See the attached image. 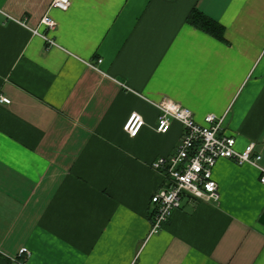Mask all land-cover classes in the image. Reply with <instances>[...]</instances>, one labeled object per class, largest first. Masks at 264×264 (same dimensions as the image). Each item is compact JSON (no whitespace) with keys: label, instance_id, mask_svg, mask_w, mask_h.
I'll list each match as a JSON object with an SVG mask.
<instances>
[{"label":"crops","instance_id":"crops-1","mask_svg":"<svg viewBox=\"0 0 264 264\" xmlns=\"http://www.w3.org/2000/svg\"><path fill=\"white\" fill-rule=\"evenodd\" d=\"M53 1L0 0V264L23 248L25 264H264L253 165L220 159L219 201L185 196L151 235V199L166 186L151 164L184 130L158 133L157 103L201 125L218 116L264 169V0ZM194 10L224 40L190 25ZM132 113L145 121L136 137L124 129Z\"/></svg>","mask_w":264,"mask_h":264},{"label":"built area","instance_id":"built-area-1","mask_svg":"<svg viewBox=\"0 0 264 264\" xmlns=\"http://www.w3.org/2000/svg\"><path fill=\"white\" fill-rule=\"evenodd\" d=\"M70 6L71 0H54L52 3V8L61 11H67ZM41 24L48 29L56 26L49 16H45ZM34 33L40 34L38 30H34ZM44 39L49 44H55L47 36ZM101 62L100 59L99 63ZM1 101L6 104L10 102L4 97ZM156 107L161 113L156 128L158 133H167L173 121L179 122L184 130L175 153L158 157L151 164L153 170L166 177V186L151 199L154 207L151 235L159 233L173 212L181 208L183 197L189 196L206 202L219 201V185L213 178V169L220 159L232 160L240 166L248 164L258 167L259 181L264 185V169L258 165L261 156L255 154V143H250L242 152L236 151L235 138L221 133L223 120L218 116L207 115L206 125H201L190 109L174 101L165 99L157 103ZM144 126L143 117L132 113L124 129L131 137H136ZM20 256L24 259L17 261V264H25L30 252L23 248Z\"/></svg>","mask_w":264,"mask_h":264},{"label":"trees","instance_id":"trees-1","mask_svg":"<svg viewBox=\"0 0 264 264\" xmlns=\"http://www.w3.org/2000/svg\"><path fill=\"white\" fill-rule=\"evenodd\" d=\"M188 23L218 40H224V27L196 10L189 15Z\"/></svg>","mask_w":264,"mask_h":264},{"label":"water","instance_id":"water-1","mask_svg":"<svg viewBox=\"0 0 264 264\" xmlns=\"http://www.w3.org/2000/svg\"><path fill=\"white\" fill-rule=\"evenodd\" d=\"M260 223L264 225V213H263V215L261 216Z\"/></svg>","mask_w":264,"mask_h":264}]
</instances>
